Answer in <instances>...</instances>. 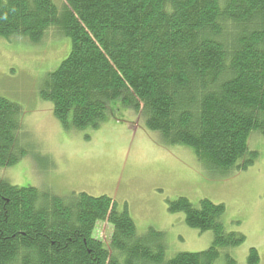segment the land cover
<instances>
[{
  "label": "trees",
  "instance_id": "16d2710c",
  "mask_svg": "<svg viewBox=\"0 0 264 264\" xmlns=\"http://www.w3.org/2000/svg\"><path fill=\"white\" fill-rule=\"evenodd\" d=\"M50 29L69 37L71 50L39 96L65 126L97 127L120 100L215 174L257 159L249 138L264 136V0H0V38L40 43ZM22 113L0 98V171L28 153ZM168 208L190 228L212 231V246L167 260L165 234H139L111 197L61 196L0 176V264H215L246 240L226 230L224 204L179 197ZM103 224L112 227L107 241ZM259 260L252 248L249 263Z\"/></svg>",
  "mask_w": 264,
  "mask_h": 264
},
{
  "label": "rangeland",
  "instance_id": "374dc122",
  "mask_svg": "<svg viewBox=\"0 0 264 264\" xmlns=\"http://www.w3.org/2000/svg\"><path fill=\"white\" fill-rule=\"evenodd\" d=\"M70 50V38L57 29L40 43L24 36L0 38V98L22 107L21 140L28 152L0 176L19 187L61 196L111 197L120 210L128 209L139 234L150 228L165 234L167 260L181 252L205 251L214 241L212 231L190 228L184 213H171L169 201L185 197L196 205L209 199L225 205L226 230L246 237L242 245L222 250L215 264H228V256L234 264H250L252 248L258 251V264H264V136L250 135L249 151L258 153L252 165L221 176L199 163L193 149L168 145L160 133L149 131L146 118H138L120 100L109 104L97 127L65 126L39 90ZM109 226L98 229L105 241Z\"/></svg>",
  "mask_w": 264,
  "mask_h": 264
}]
</instances>
